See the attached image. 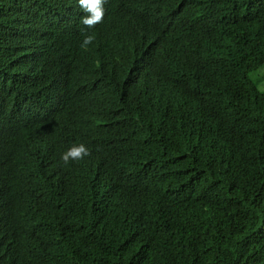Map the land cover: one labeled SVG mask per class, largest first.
<instances>
[{
    "label": "trees",
    "instance_id": "trees-1",
    "mask_svg": "<svg viewBox=\"0 0 264 264\" xmlns=\"http://www.w3.org/2000/svg\"><path fill=\"white\" fill-rule=\"evenodd\" d=\"M74 10L0 0V264H264V0H119L124 75L113 33L61 34ZM153 34L155 97L130 85Z\"/></svg>",
    "mask_w": 264,
    "mask_h": 264
},
{
    "label": "clouds",
    "instance_id": "clouds-1",
    "mask_svg": "<svg viewBox=\"0 0 264 264\" xmlns=\"http://www.w3.org/2000/svg\"><path fill=\"white\" fill-rule=\"evenodd\" d=\"M119 0H75V10L64 17L61 27V34L70 32L74 27H77L82 34L81 48L83 50H89L91 45L97 42L99 39H111L109 35L102 32L100 28L113 33L117 38V44L113 45L111 49H108L105 54L106 61H110L113 69L120 75H124L126 69L131 64L130 59V47L124 43L122 39V26L116 15L111 10ZM107 22V23H106ZM48 29H54L55 37L59 36V30L54 27H58L57 21H51L46 23ZM156 34L147 41V48L138 50L135 54V64L137 75H143V79L139 82L133 78L130 80L132 92L143 91L147 95L155 97L158 92L165 91L163 83L166 80H162L156 75L157 70H161V57L160 51L152 52L156 46L154 42L150 44V40L155 38ZM48 53L53 52V56L57 54L59 46H56L54 40H52L50 46L47 47ZM146 56L140 63V58ZM162 76V72H160ZM136 77V74H135ZM166 92V91H165ZM28 113V107L24 103L22 108V115L20 121L26 122ZM91 155L90 148L84 143L74 144L70 149L61 154V161L64 164L70 161H80L85 157Z\"/></svg>",
    "mask_w": 264,
    "mask_h": 264
},
{
    "label": "rangeland",
    "instance_id": "rangeland-1",
    "mask_svg": "<svg viewBox=\"0 0 264 264\" xmlns=\"http://www.w3.org/2000/svg\"><path fill=\"white\" fill-rule=\"evenodd\" d=\"M253 80L261 91H264V69L253 75Z\"/></svg>",
    "mask_w": 264,
    "mask_h": 264
}]
</instances>
